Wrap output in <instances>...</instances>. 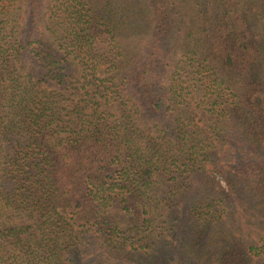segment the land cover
Segmentation results:
<instances>
[{
	"label": "trees",
	"instance_id": "1",
	"mask_svg": "<svg viewBox=\"0 0 264 264\" xmlns=\"http://www.w3.org/2000/svg\"><path fill=\"white\" fill-rule=\"evenodd\" d=\"M0 264H264V0H0Z\"/></svg>",
	"mask_w": 264,
	"mask_h": 264
},
{
	"label": "rangeland",
	"instance_id": "2",
	"mask_svg": "<svg viewBox=\"0 0 264 264\" xmlns=\"http://www.w3.org/2000/svg\"><path fill=\"white\" fill-rule=\"evenodd\" d=\"M175 8L178 10V7H175ZM179 35H180V34H179ZM179 35H178V36H179ZM180 36H181V35H180ZM177 55H178V54H177ZM176 57H177V56H176ZM175 59H176V58H175Z\"/></svg>",
	"mask_w": 264,
	"mask_h": 264
}]
</instances>
